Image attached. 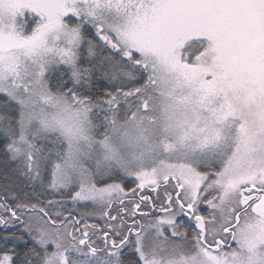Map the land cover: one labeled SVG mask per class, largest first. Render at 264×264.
<instances>
[{
    "label": "snow or ice",
    "instance_id": "1",
    "mask_svg": "<svg viewBox=\"0 0 264 264\" xmlns=\"http://www.w3.org/2000/svg\"><path fill=\"white\" fill-rule=\"evenodd\" d=\"M0 264H264V0H0Z\"/></svg>",
    "mask_w": 264,
    "mask_h": 264
}]
</instances>
